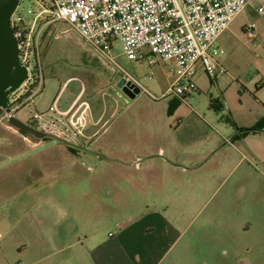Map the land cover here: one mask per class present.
<instances>
[{
	"label": "rangeland",
	"instance_id": "obj_1",
	"mask_svg": "<svg viewBox=\"0 0 264 264\" xmlns=\"http://www.w3.org/2000/svg\"><path fill=\"white\" fill-rule=\"evenodd\" d=\"M261 2L254 0L240 16L256 24L255 40L232 41L225 34L221 56L232 60L228 72L214 79L197 64L196 88L183 98L165 93L173 79L166 68L127 58L116 40L112 53L121 68L115 70L76 32L61 33L66 26L57 23L61 34L47 38L42 48L45 89L38 105H46L72 76L61 102L84 87L87 122L104 108L105 121L102 127L89 124L99 130L87 144L83 135L74 142L49 136L26 142L0 124V244L20 240L26 213L53 215V202L63 200L65 208L78 209L82 234L93 227L117 232L121 221L148 212L164 215L172 233L161 264H264V140L233 137L238 125L264 113L253 94L244 95L239 77L254 70V51L264 43V17L255 10ZM235 45L251 59L239 62ZM123 74L141 86L132 97L118 89ZM17 117L30 123V107L19 109ZM68 143L86 144L94 153ZM254 144L262 150H253ZM30 191L34 199L26 207ZM49 192L55 196L36 203L40 193ZM4 250L0 264L20 263L15 248ZM108 256L128 264L116 252Z\"/></svg>",
	"mask_w": 264,
	"mask_h": 264
},
{
	"label": "built area",
	"instance_id": "obj_2",
	"mask_svg": "<svg viewBox=\"0 0 264 264\" xmlns=\"http://www.w3.org/2000/svg\"><path fill=\"white\" fill-rule=\"evenodd\" d=\"M26 1L18 0L10 17L18 64L26 76L7 94L6 106H0V124L28 106V124L33 128L74 142L87 125L90 105L82 95L67 109L60 108L57 96L45 108L37 102L45 88L42 48L47 38L72 30L115 70L121 68L112 53L118 40L127 58L146 59L151 66L163 63L173 76L165 93L183 98L196 88L197 64L214 79L227 73L218 60L225 51L217 40L254 0H30L32 6L25 7ZM255 10L264 17V0ZM57 23L66 26L61 33H57ZM246 30L254 38L256 24L252 22ZM122 77L140 86L130 75Z\"/></svg>",
	"mask_w": 264,
	"mask_h": 264
},
{
	"label": "crops",
	"instance_id": "obj_3",
	"mask_svg": "<svg viewBox=\"0 0 264 264\" xmlns=\"http://www.w3.org/2000/svg\"><path fill=\"white\" fill-rule=\"evenodd\" d=\"M240 16L241 14L237 15L231 21L228 29H226L219 36L217 40V45L219 47L223 48L222 44L223 41L225 43V40L222 39L225 37V34L227 35V38H230L232 41H234V38H236V40L238 39V41L243 39H247V41H249V39L251 41L253 39L255 40V37L249 38L246 30V26L251 23L247 20L240 19ZM232 48L239 62L251 59L247 56V53H245L243 49L237 45L232 46ZM258 49L259 51H254L256 57L254 59V70L246 72L244 75L241 74L239 77L244 78L245 83H241L243 88L246 89L243 90L244 95L247 93L249 95L253 94L252 96H255L253 104H255L257 108H261L264 111V57H261V59L259 57L261 53L264 52V43L262 46L260 44ZM225 53L226 52L223 54ZM221 55L218 56V60L225 67L228 68L233 64L231 58L223 57ZM158 65L162 66L165 70L163 63ZM70 78H72V76L65 80L55 96L53 95L51 100H49L46 105H41L42 107L39 105L40 108H45L56 96L58 97V105L62 109H67L72 106L80 95L83 97L85 88L82 90L80 89L77 93H74V96L69 98L64 103L61 102L62 94L68 88ZM40 98L42 99V96ZM41 99H39V102ZM105 113L107 112L104 108L100 115L95 116L94 121L92 120V122H87L85 128L87 131H84L82 136L86 144L88 139L95 136L99 130L95 129L92 131L89 124L92 123V127H102L105 121ZM15 117L18 118L17 116ZM2 125L6 129L12 128L20 133L15 126L9 123V120L5 124L2 123ZM238 126L239 129H236L233 137L242 136L244 139L248 137L252 139L264 140V113L254 117L251 123ZM251 128L256 129L243 131ZM20 134L22 139L26 142H28L27 139H29V137L31 139L34 138L36 141H39L40 139L33 134ZM25 137H27V139H25ZM251 148L257 152L262 150L255 144L252 145ZM32 194L33 192L31 191L28 194L26 193V197L28 195V199H26L25 202L26 207H28V204H30L34 199L29 197V195ZM54 196V192H49L47 196L40 193L36 197V203L42 202L43 205L45 200ZM57 197L59 196L57 195ZM53 204L57 207L56 212L53 215H28L26 213L24 219V229H21L22 231L20 232V240L18 242H13L11 239L12 242H10L9 240L6 241V239H4L0 244V250L5 251L4 249L7 247L15 248L23 260L20 261V264H120L121 259H113L112 261L109 259L110 256H108V254L110 252L113 253V256L116 252L117 256L126 260L128 264H161L162 254L166 252V246L169 243L172 230L170 221L159 212H148L136 219H130L126 222L121 221L120 224H117V227H119L117 232H108L105 229L101 230L93 227L92 231L82 234L78 209H75L74 205H72V208H70V206L65 208L66 203L63 202V200L53 202ZM67 205H69V203H67ZM89 215L91 216V214ZM96 222L97 224H100L99 221L96 220L95 223ZM2 236L3 235L1 233V237ZM86 250H88L91 254L89 258H86V256L83 255L86 253Z\"/></svg>",
	"mask_w": 264,
	"mask_h": 264
},
{
	"label": "water",
	"instance_id": "obj_4",
	"mask_svg": "<svg viewBox=\"0 0 264 264\" xmlns=\"http://www.w3.org/2000/svg\"><path fill=\"white\" fill-rule=\"evenodd\" d=\"M17 2L18 0H0V106L3 107L7 103V94L18 87L26 76V71L18 64V51L10 27L11 13ZM117 86L129 97L141 90L137 83L124 77L117 83ZM9 123L23 135L33 134L38 138L52 137L16 117H11Z\"/></svg>",
	"mask_w": 264,
	"mask_h": 264
},
{
	"label": "flooded vegetation",
	"instance_id": "obj_5",
	"mask_svg": "<svg viewBox=\"0 0 264 264\" xmlns=\"http://www.w3.org/2000/svg\"><path fill=\"white\" fill-rule=\"evenodd\" d=\"M119 90H120V92L122 93V94H124L125 95V93H123L122 91H121V89L120 88H118ZM67 145H69V146H71V147H73L74 149H75V151L77 150L78 152H84V153H94L93 151H90L89 149H88V146H86V145H83V144H80V143H76V144H71V143H69V144H67ZM73 149V150H74ZM97 157H101V156H97Z\"/></svg>",
	"mask_w": 264,
	"mask_h": 264
},
{
	"label": "trees",
	"instance_id": "obj_6",
	"mask_svg": "<svg viewBox=\"0 0 264 264\" xmlns=\"http://www.w3.org/2000/svg\"><path fill=\"white\" fill-rule=\"evenodd\" d=\"M256 128H251V129H249V130H255Z\"/></svg>",
	"mask_w": 264,
	"mask_h": 264
}]
</instances>
